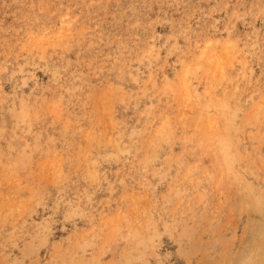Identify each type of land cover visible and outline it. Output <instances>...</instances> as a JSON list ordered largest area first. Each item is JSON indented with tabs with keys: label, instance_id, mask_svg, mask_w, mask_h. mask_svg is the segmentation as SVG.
<instances>
[{
	"label": "rangeland",
	"instance_id": "1",
	"mask_svg": "<svg viewBox=\"0 0 264 264\" xmlns=\"http://www.w3.org/2000/svg\"><path fill=\"white\" fill-rule=\"evenodd\" d=\"M0 264H264V0H0Z\"/></svg>",
	"mask_w": 264,
	"mask_h": 264
}]
</instances>
